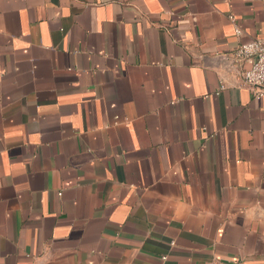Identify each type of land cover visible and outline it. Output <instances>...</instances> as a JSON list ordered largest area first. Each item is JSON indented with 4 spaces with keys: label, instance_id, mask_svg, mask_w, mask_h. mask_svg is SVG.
I'll return each mask as SVG.
<instances>
[{
    "label": "crops",
    "instance_id": "1",
    "mask_svg": "<svg viewBox=\"0 0 264 264\" xmlns=\"http://www.w3.org/2000/svg\"><path fill=\"white\" fill-rule=\"evenodd\" d=\"M259 38L264 0H0V264H264Z\"/></svg>",
    "mask_w": 264,
    "mask_h": 264
},
{
    "label": "built area",
    "instance_id": "2",
    "mask_svg": "<svg viewBox=\"0 0 264 264\" xmlns=\"http://www.w3.org/2000/svg\"><path fill=\"white\" fill-rule=\"evenodd\" d=\"M233 21V18H231ZM235 35L241 36L242 31L235 27ZM232 67L238 68L240 86L247 88L259 99L264 97V38L241 43L234 52L229 54Z\"/></svg>",
    "mask_w": 264,
    "mask_h": 264
}]
</instances>
